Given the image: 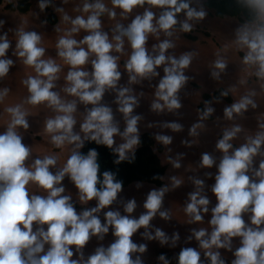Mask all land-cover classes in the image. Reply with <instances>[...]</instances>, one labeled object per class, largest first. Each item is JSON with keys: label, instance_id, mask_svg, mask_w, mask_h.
Returning a JSON list of instances; mask_svg holds the SVG:
<instances>
[{"label": "clouds", "instance_id": "clouds-1", "mask_svg": "<svg viewBox=\"0 0 264 264\" xmlns=\"http://www.w3.org/2000/svg\"><path fill=\"white\" fill-rule=\"evenodd\" d=\"M241 2L254 13L255 19L237 29L235 44L239 49L246 50L243 63L254 67V75L264 80V0ZM48 4L49 0H40L39 7L43 10ZM111 4L113 7L110 9L103 0H85L80 10L88 14L86 17L63 16L65 22L70 21L71 27L60 36L56 48L58 57L68 67L63 92L73 99H66L54 90L62 66L54 59L44 58L42 37L35 31L22 28L16 32L15 54L35 72V75L23 81L29 93L26 103L32 106L44 104L50 108L54 115L44 125L50 142L58 149L65 145L73 147L63 167L55 173L50 171L57 164L58 157L55 155L36 158L29 167L26 161L30 159L32 150L22 143L23 138L18 132V128H29L27 111L20 104L5 109L11 119L6 130L0 133V264H143L140 256L133 259L134 253H144L147 247L132 241L131 237L138 229L144 228L143 236L146 239H157L162 245L169 240L160 229L155 230L154 236L147 231L157 213L161 218L169 219L168 212L161 211L166 187L147 194L143 204L146 212L139 218L109 210L104 213L105 222L102 224L98 214L117 200L122 182L109 171L103 172L102 178L98 175L100 165L95 149L87 154L79 150L85 141H93L116 153L118 158L115 162L118 164L129 160V154L134 153L140 143L138 122L141 117L133 115L138 101L130 87L118 86L121 79L119 57L112 54L124 52L125 39L130 45V54L124 64L129 83L160 76L157 69L162 67L163 76L156 85L151 108L157 112L181 108L178 93L188 79L184 70L191 64L192 53H184L178 58L168 55V50L174 48L175 44L167 37L173 36L178 24L180 31L191 32L193 24L190 21L202 20L206 13L202 8L192 7V0H111ZM144 5L149 7L136 15L126 27L121 24L115 26L113 31L116 34L111 40L108 33L102 30L100 17L105 13L114 18L115 8L126 15ZM152 8L160 9L158 16ZM182 12L185 19L180 21L177 14ZM3 23L0 21V26ZM81 30L88 34L77 40L74 34ZM161 33L166 38L154 45L150 52L147 48L149 36L159 38ZM9 48L10 41L7 33H4L0 35V78L8 74L14 63L7 58ZM89 64L90 70L85 68ZM214 68L217 71L211 75L219 78L226 68V62L217 59ZM109 91L116 93L117 110L123 114L126 124L123 131L112 108L103 102L105 93ZM7 93V88L0 90V101ZM221 95L227 96L228 92L224 91ZM253 95H243L225 107V118L231 120L234 116L243 115L249 107L255 108ZM78 104L85 106V115L79 131H76ZM89 105L90 108L87 107ZM213 111L212 107H206L201 120ZM165 127L174 132L182 130V125L176 122L168 123ZM200 127V123L194 124L190 134L195 135ZM260 128L261 131L248 137L244 144L235 149L231 141L242 129L239 125L226 129L216 144L222 153L219 163L216 164L215 158L208 153L201 157L202 167H217L215 183L211 188L217 201L211 209L209 224L212 230L210 233L204 228L193 231L210 264H225L218 250L232 251L233 238H239V247L233 252L231 264H264V124ZM117 136L123 142L113 147ZM156 139L164 145L172 141V137L167 135H157ZM257 157L261 159L258 167H254ZM131 158L134 159V154ZM173 166L179 168L180 164L174 162ZM65 176L78 190L81 203L95 199L96 206L78 214L71 196L62 195L65 188L61 182ZM172 180L173 187L181 184L175 177ZM30 184H35L47 194L31 195L28 189ZM194 184L196 190L190 194L185 212L193 222H200L202 213L209 211L210 201L202 195L204 182L196 179ZM136 207L134 199L123 206L128 214L133 213ZM245 214L249 215L250 223L243 218ZM110 226L116 238L114 242L107 248H96L94 254L84 259L82 249L90 238L96 236L102 240ZM171 239L174 246L179 239L178 234L174 233ZM71 246H75L76 259L72 258L74 252ZM158 259L163 264H169L164 255ZM178 264H203L201 253L191 247L183 248L178 255Z\"/></svg>", "mask_w": 264, "mask_h": 264}, {"label": "rangeland", "instance_id": "rangeland-1", "mask_svg": "<svg viewBox=\"0 0 264 264\" xmlns=\"http://www.w3.org/2000/svg\"><path fill=\"white\" fill-rule=\"evenodd\" d=\"M21 0H3L0 6V21L3 25L0 26V35L7 33V38L10 41V48L7 52V58L13 60V65L10 67L8 74L0 78V90L8 89V93L0 101V133L6 130L7 124L10 122L11 116L5 111L7 107L20 104L27 111L26 119L29 123L27 130L19 129L18 132L22 136V143L30 147L32 150L31 157L26 164L30 167L36 158H43L46 155H55L58 157L55 167L50 168V171L55 173L63 167V162L66 161L70 155V150L73 146L68 148L65 145L63 149L56 148L50 142V136L44 131L45 121L54 115L53 111L46 105L41 104L32 106L26 103L29 93L27 86L23 83L30 75H35L34 70L23 63V59L18 57L16 53V32L19 29L25 31H35L42 37L41 46L45 48L44 58H51L61 64L62 71L59 74L60 78L56 81L55 91H58L62 97L66 99H73L68 97L63 88L66 86L64 77L68 71L67 65H64L62 60L57 55L56 43L60 36H62L66 29L71 27L70 21L63 20L64 15L70 18H75L78 15H88L83 13L82 9L85 0H49L48 6L41 10L39 7L40 0H29L30 8L25 15H20L16 11H8L4 8L5 4L16 5ZM93 2V0H89ZM108 8H112L111 0H103ZM204 0H192V7L203 9L206 13L202 20L190 21L193 24L191 32H182L179 30V24L176 26V31L171 39L175 44L174 48L168 50V55L179 57L184 53H192V61L187 69L184 70L185 76L188 77L185 85L180 89L178 95L181 102V108L173 111L157 112L151 108L155 99L156 85L161 76H163L162 67L157 69L160 76L152 79H145L139 83H129L128 73L124 68V64L130 54V45L125 39L124 52L115 53L119 57V71L121 72V79L118 86L130 87L132 94L136 96L138 105L134 108L133 115H139L141 119L138 122L139 137L143 134L150 136L154 149L157 146L161 150L157 153L161 163L165 167L164 176L162 178V186L155 187L146 183H135L123 188L117 196V200L108 208L102 209L98 214L103 224L105 222L104 213L109 210H118L121 215H130L134 218H139L146 210L143 208L144 201L147 194L151 190H159L163 187L167 191L163 197V204L161 211H167L169 219L165 220L157 215L150 221V227L147 229L149 234L154 236L155 230H162L169 240L165 244H161L159 240H148L143 236L144 228H140L131 237L132 241L139 244H145L146 251L144 253H134L133 259L140 256L143 264H163L158 258L161 255L165 256L169 264H178L173 256L174 253L181 251L183 248L191 247L201 253V260L203 264H210L207 257L204 256V250L199 247V242L193 236L194 230L201 228L206 229L209 233L212 226L209 224L211 219V209L215 207L216 198L211 191L212 185L215 183L214 177L217 172V167L214 165L211 168L201 166V157L208 153L219 163L222 153L216 148L219 139L222 138L223 132L226 129H231L235 125H239L242 129L231 143L233 149L238 148L244 144L248 137H253L258 131H261L260 125L264 124V80L258 79L255 75V68H250L243 63V56L246 50L239 49L235 44L236 31L245 23H240L235 18L223 17L222 19L213 16L212 11L208 10L204 4ZM136 7L131 13L122 15V10L119 8L113 9L116 12L114 18H110L107 13L100 17L102 22V30L107 32L109 39L116 33L113 31L117 24L127 26L131 20L144 12L145 8ZM157 16L160 9L152 8ZM52 13L56 18L55 25H50L47 22V16ZM185 19L183 12L178 17V20ZM57 29H60L57 31ZM88 33L81 30L74 34V38L80 40ZM186 36L191 37L187 39ZM161 33L160 37L149 36L147 41V48L151 52L153 46L158 44L160 40L165 39ZM217 59H223L226 62V68L220 73L219 78H213L211 73L217 71L214 68V63ZM90 64L85 68L90 70ZM227 91V96H222L221 93ZM254 93L252 99L256 107H249L243 115L234 116L229 120L224 116V108L230 106L235 101L239 100L241 96ZM203 94L209 95L208 100L202 98ZM215 94V96H213ZM116 93L114 91L106 92L103 97V102L109 105L114 113L116 121L119 122L120 130L123 131L126 126L123 114L120 113L118 105L115 103ZM198 105H202L204 111L206 107H212L213 113L206 119L201 120V113L198 110ZM91 107V105L87 106ZM85 115V106L83 104L77 105V124L75 130L79 131V125L83 121ZM176 122L182 125V130L178 132L172 131L165 127L166 124ZM200 123L202 127L196 129V134H190V130L194 124ZM81 135H83L81 133ZM157 135H167L172 137V141L168 145H164L156 139ZM116 147L123 142L121 137H115ZM264 147V146H262ZM257 157L254 162V167H258L259 160ZM174 162H179L180 167L173 166ZM175 177L181 181L177 187H173L172 178ZM68 176L62 180V185L65 192L62 195H68L72 198V203L79 214L81 211L96 206V200L88 201L86 204L79 200L78 190L75 188L72 181L68 180ZM66 179V180H65ZM200 179L204 182L202 195H205L210 203L208 205L209 211L202 213L203 219L200 222H193L191 216L186 214L185 207L189 202V196L196 190L194 181ZM31 195H46L47 193L37 187L35 184L28 186ZM135 200L137 207L131 214L124 212V204L129 200ZM247 223H250L249 215H243ZM46 227V226H45ZM35 229V225H34ZM178 234L179 239L172 244L173 234ZM115 236L111 226L108 233L104 234L102 240L96 236H92L88 243L82 249L84 259L94 254L96 248L103 246L107 248L114 242ZM233 250L219 249L221 258L225 264H231L234 259L233 252L236 247H239V238L232 239ZM74 252L73 259L77 258L75 246H71Z\"/></svg>", "mask_w": 264, "mask_h": 264}, {"label": "trees", "instance_id": "trees-1", "mask_svg": "<svg viewBox=\"0 0 264 264\" xmlns=\"http://www.w3.org/2000/svg\"><path fill=\"white\" fill-rule=\"evenodd\" d=\"M2 3L3 0H0V6ZM203 4L208 10L212 11L213 16L216 18H235L240 23H251L255 19L254 13L241 0H204ZM4 8L8 11H16L20 15H25L30 8V3L29 0H21L16 5L5 4ZM47 9L49 10V5ZM180 14H177V17ZM47 22L50 25H55L56 18L52 13L47 16ZM186 38L191 39L189 36H186ZM209 97L207 94L202 95L204 100H208ZM198 110L201 113L204 112L202 105H198ZM139 140L140 143L134 149V153L129 154L130 159L121 161L118 164L115 162L118 158L116 153L108 147L98 145L93 141H85L79 151L87 154L89 150L95 149L98 152L97 160L100 165L98 175L102 178V174L105 171L114 173L116 179L122 182V189L135 183H146L161 187L165 172V167L157 156L161 148L157 146L154 149L153 142L147 134L141 135ZM133 154L134 159L131 158ZM179 252L174 253L173 258L176 261H178Z\"/></svg>", "mask_w": 264, "mask_h": 264}, {"label": "crops", "instance_id": "crops-1", "mask_svg": "<svg viewBox=\"0 0 264 264\" xmlns=\"http://www.w3.org/2000/svg\"><path fill=\"white\" fill-rule=\"evenodd\" d=\"M70 146H72V145H68V148H69ZM62 149H63V148H61V150H62ZM63 163H64V162H63ZM65 180H66V179H65ZM68 180L71 181L69 178H68Z\"/></svg>", "mask_w": 264, "mask_h": 264}]
</instances>
